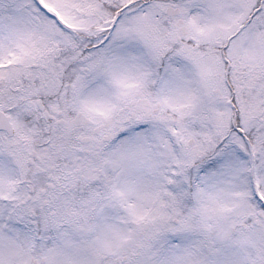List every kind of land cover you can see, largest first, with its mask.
<instances>
[{"label": "snow or ice", "instance_id": "6c2138e0", "mask_svg": "<svg viewBox=\"0 0 264 264\" xmlns=\"http://www.w3.org/2000/svg\"><path fill=\"white\" fill-rule=\"evenodd\" d=\"M0 264H264V0H0Z\"/></svg>", "mask_w": 264, "mask_h": 264}]
</instances>
